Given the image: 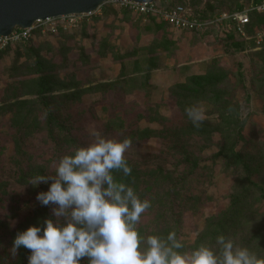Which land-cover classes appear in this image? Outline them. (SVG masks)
Returning a JSON list of instances; mask_svg holds the SVG:
<instances>
[{
  "label": "rangeland",
  "instance_id": "obj_1",
  "mask_svg": "<svg viewBox=\"0 0 264 264\" xmlns=\"http://www.w3.org/2000/svg\"><path fill=\"white\" fill-rule=\"evenodd\" d=\"M191 1L167 0L173 6ZM199 1L223 10L241 0ZM63 32L68 37L34 32L30 42L0 49V114L16 101L36 100L37 86L47 81L48 95L63 103L61 118L87 127L77 133L80 146L93 141V130L131 139L124 153L131 174H113L151 203L137 224L141 236H160L158 230L146 235L145 226L173 198L181 211V253L206 245L219 254L216 238L223 235L264 259V27L260 44L250 40L226 53L216 36L174 31L106 3ZM60 43L70 52L61 54ZM186 108L199 109L203 119L194 125ZM9 120L0 116V264H16L21 255L11 253L4 233L27 211L4 214L22 192L34 205L37 193L48 190L16 176Z\"/></svg>",
  "mask_w": 264,
  "mask_h": 264
},
{
  "label": "clouds",
  "instance_id": "obj_2",
  "mask_svg": "<svg viewBox=\"0 0 264 264\" xmlns=\"http://www.w3.org/2000/svg\"><path fill=\"white\" fill-rule=\"evenodd\" d=\"M185 112L194 125L203 119L197 108ZM91 135L90 144L59 158L53 176L37 174L29 180L33 187L52 181L35 199L42 206L55 205L56 219L18 232L12 241L14 256L23 247L30 253L27 264H81L85 259L87 264H264L223 235L216 238L219 254L206 245L191 253L177 251L183 244L175 231L166 238L141 236L137 224L151 203L113 176L114 170L131 174L124 153L132 141L107 139L95 130Z\"/></svg>",
  "mask_w": 264,
  "mask_h": 264
},
{
  "label": "trees",
  "instance_id": "obj_3",
  "mask_svg": "<svg viewBox=\"0 0 264 264\" xmlns=\"http://www.w3.org/2000/svg\"><path fill=\"white\" fill-rule=\"evenodd\" d=\"M198 2L200 1L196 0L195 3L192 1L189 2V5L196 15L207 17L216 11V6L213 1H206L201 6ZM245 3V0H241L238 5L228 8V10H241ZM170 6L173 5L170 4ZM147 19L155 20L152 17H148ZM263 27L264 17L257 14H251L250 24L246 28L247 39H240L233 35H229L226 38L221 39L219 42L224 47V51L226 53H230L231 50L240 49V45L242 43H248L250 40L255 42L257 36L256 34L260 32ZM34 32L39 34V31ZM34 32L33 34H35ZM57 36L62 38L66 36L68 37V33L60 31L52 37ZM67 46V43H60L59 52L61 54L70 52L71 48ZM37 87L38 91L36 95L38 96L36 100L30 102L16 101L13 105L5 108V110L0 114V116H10L9 121L11 128H14V132L10 134L8 142V146L10 148V154L8 157L9 161L17 170L16 176L21 182H23L24 185L29 184V180L37 174L53 176L55 174L56 164L60 157L71 154L78 147H83L80 146L77 141V133L82 135L87 128H84V126L81 127L77 124V122V127H74L70 122L61 118L60 113L64 111V107L62 105L63 103H61L60 99H56L48 95V93L51 92V88L48 87L47 81L44 80ZM24 95L25 94L23 93V96ZM16 98H19L18 95ZM75 112L77 113V110ZM92 117L93 116L90 115L87 120H91ZM92 120L95 124L97 123V121L93 118ZM84 121L86 123V119ZM98 123L101 124L100 121H98ZM13 124H15L14 127H12ZM2 131L3 133H0V139L3 134H5L3 129ZM26 142H29V145H26ZM113 176L116 178L119 176V173L113 174ZM51 182L52 181L49 180L48 183H41V185L48 188ZM128 185L131 186L134 184ZM169 200L168 209L165 208V211L162 209L157 212L159 214H157L156 219H154L155 222L151 223V225H148L147 223V226H145L146 228L144 231L146 235L151 232H155L154 230H158L157 234L160 236L163 235L162 233L165 234L175 230L176 236H179L177 233L179 232L178 230L181 226V211L178 209V205L173 198ZM3 203L4 202L1 199L0 210ZM51 207L53 208L56 206L52 204L42 206L40 203L34 205L28 204L26 202V195L22 192L20 194V198L15 200L14 208H12L9 213H5L4 215L8 216L17 209L20 211H27V215L20 223H16L14 226H6L4 239L12 246V241L18 232L24 231L29 226H43V221L45 219H56L52 215ZM48 210L49 213H47ZM145 215L147 214H142L141 219L144 218ZM168 215L172 218L171 222L166 220V216ZM60 222H64L62 218ZM181 251L182 248L179 249V252ZM19 252H21V255L17 256L16 264H27V256L30 254L29 251L21 247L17 253ZM81 264H87V260H82Z\"/></svg>",
  "mask_w": 264,
  "mask_h": 264
},
{
  "label": "built area",
  "instance_id": "obj_4",
  "mask_svg": "<svg viewBox=\"0 0 264 264\" xmlns=\"http://www.w3.org/2000/svg\"><path fill=\"white\" fill-rule=\"evenodd\" d=\"M241 10H216L207 17L196 15L189 3L170 6L167 0L135 3L132 0L112 1L116 8L127 10L145 18L152 17L157 22L178 32L208 34L224 39L233 35L240 39H247L246 28L250 24V15L257 14L264 17V0H245ZM100 9V8H99ZM98 9V10H99ZM98 10L81 15H68L58 18H47L35 22L31 28L15 29L9 36L0 37V49L10 45L30 42L34 31L42 35H56L60 31H69L79 26L83 19H89ZM260 34H257L256 44H260Z\"/></svg>",
  "mask_w": 264,
  "mask_h": 264
},
{
  "label": "water",
  "instance_id": "obj_5",
  "mask_svg": "<svg viewBox=\"0 0 264 264\" xmlns=\"http://www.w3.org/2000/svg\"><path fill=\"white\" fill-rule=\"evenodd\" d=\"M112 1L121 0H0V37L9 36L15 29L31 28L39 20L87 14Z\"/></svg>",
  "mask_w": 264,
  "mask_h": 264
}]
</instances>
